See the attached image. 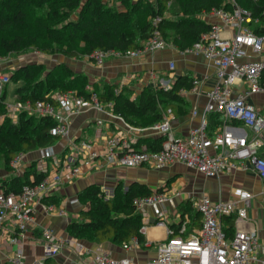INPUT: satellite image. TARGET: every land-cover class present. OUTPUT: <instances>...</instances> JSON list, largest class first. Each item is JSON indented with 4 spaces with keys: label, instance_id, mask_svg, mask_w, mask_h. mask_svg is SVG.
Returning a JSON list of instances; mask_svg holds the SVG:
<instances>
[{
    "label": "built area",
    "instance_id": "2783aa9c",
    "mask_svg": "<svg viewBox=\"0 0 264 264\" xmlns=\"http://www.w3.org/2000/svg\"><path fill=\"white\" fill-rule=\"evenodd\" d=\"M228 8L212 9L207 16L219 23L208 24L209 30L200 34L192 45L180 55L202 56L214 69L216 84L206 92L200 123L191 128L185 136L177 135L171 127L173 114L167 110L161 121L150 129L163 137L158 150L133 149L123 138L112 136L101 147L94 142L80 141L68 144V153L58 156L52 146L39 148L33 152H18L9 161L11 169L24 171L35 164L37 173L44 177L34 185H23L17 193L5 192L0 188V248L11 250L8 264H25L26 247L35 234H39L42 255L32 259L30 264H45V260L56 259L63 250H72L77 256L75 264H139L128 257H115L104 249L92 251L82 241L58 237L48 227H38L39 215L73 218L68 207L78 205V199L52 201L63 183H68L90 170L102 166L137 168L149 167L155 170L165 169L173 164H182L204 178H216L232 170H245L246 162L264 183V158L256 154V144L261 142L264 130V114L247 102L250 95L264 90V59L259 56L264 49V35L255 34L248 25L253 20L249 12L241 8L236 0H226ZM170 3H168L169 7ZM158 21V19H156ZM155 21V22H156ZM169 45L158 32L142 43L141 47L128 50L95 51L91 57L96 66L108 58H137L145 53L162 50ZM249 54L258 58L247 59ZM0 57V96L10 83V76L16 70L12 60ZM169 72L174 63H168ZM156 89L170 90L175 77L168 73L164 77L149 74ZM197 81L195 82L196 88ZM242 84L243 92H236L234 86ZM123 87L122 85L119 87ZM118 88V89H119ZM88 99L77 95L73 90L56 92L49 99L30 102H12L6 104V115L16 122L20 113L36 118L46 117L55 122L50 133L59 139L69 136V118L78 115L86 108L96 112L105 109L112 113V104H101L96 93L89 86ZM188 91L180 89L179 95ZM118 90L114 92L117 94ZM195 114V112H193ZM220 117L222 125L214 131H208V115ZM115 117H121L114 114ZM238 122L241 127L232 126ZM248 130L247 135L245 129ZM32 155H35L32 157ZM51 162V169L49 163ZM15 176H19L16 174ZM105 199L112 197L113 187H99ZM251 194L242 189L234 191L230 199L212 200L202 195L192 202V207L200 214V228L186 234L187 220H181L177 231L166 230V238L155 245L153 260L142 264H264V247L258 242L256 231L243 226L249 224L247 210L250 207ZM133 205L141 215L144 225L148 223L150 209L155 219L154 225L165 227L168 216L167 205L173 206V199L167 191H153L150 195L133 200ZM231 217L232 234L223 231V220ZM71 220V219H70ZM136 237L120 245L121 249L131 250L144 247Z\"/></svg>",
    "mask_w": 264,
    "mask_h": 264
},
{
    "label": "trees",
    "instance_id": "16d2710c",
    "mask_svg": "<svg viewBox=\"0 0 264 264\" xmlns=\"http://www.w3.org/2000/svg\"><path fill=\"white\" fill-rule=\"evenodd\" d=\"M117 1L128 7L112 11L102 0H0V57L31 50L59 53L71 58L80 54L91 56L95 51L124 52L141 47L155 32L168 45L182 51L190 47L200 34L209 30V25L198 20L197 15L208 13L214 8H228L226 0H155L154 3L149 0H136L133 3L132 0ZM236 2L249 12L253 20H257V23L251 22L248 27L255 34L264 35V0ZM168 3L171 7H168ZM75 10L78 12L76 18L71 19ZM62 19L65 22L61 24ZM32 68L25 66L11 74L10 82L15 74L21 73L22 77L15 81L23 83L13 92L14 102L33 103L49 99L51 93L69 90L88 99L89 93L85 89L87 78L72 72L65 64L48 72L40 82L28 85L35 75L30 70ZM61 72L69 78L63 77ZM79 80L80 86H75L74 82ZM195 82L194 76L187 73L175 78L170 90L147 87L134 98L128 87L118 89L108 83H103L98 91H93L101 104L111 103L113 113L136 128L161 121L167 110L173 112L175 106L184 103L179 90L190 91L195 87ZM116 90L118 93L114 94ZM5 106L4 93L0 96V160L3 165L8 166L18 152H33L58 141L59 138L50 133L55 125L52 119L36 118L22 112L13 122L6 115ZM207 125L208 131L212 132L222 122L220 117L212 114L207 117ZM162 140L163 137H160L142 143L146 150L153 151L161 147ZM43 177L42 173L36 172L35 164L32 163L23 176L1 180L0 188L5 192L17 193L23 185H34ZM151 193L145 185L137 182L127 188L119 183L114 187L113 196L105 199L98 185H88L76 194L78 202L86 207L81 208L76 218L67 223V233L80 241L97 244L110 242L116 246L136 237L143 245V221L133 200ZM57 199L53 197L52 201L56 202ZM178 211L182 219L188 216L190 227L191 224L200 227V214L192 208L190 201L181 203ZM232 230L231 217L225 218L223 231L230 236ZM45 264L55 262L48 258Z\"/></svg>",
    "mask_w": 264,
    "mask_h": 264
},
{
    "label": "crops",
    "instance_id": "0c3cea01",
    "mask_svg": "<svg viewBox=\"0 0 264 264\" xmlns=\"http://www.w3.org/2000/svg\"><path fill=\"white\" fill-rule=\"evenodd\" d=\"M169 7L171 6L169 5ZM197 19L207 25L219 23L218 20L207 16L206 13L197 15ZM257 58L256 55L249 54L247 59L255 60ZM259 58L264 59V49ZM67 60L62 63H67L65 65L72 69L74 73L83 74L87 78L86 86L94 87L95 84H98L101 87L103 83H108L119 88L122 85L132 91V98L138 95L143 88H153V82L149 78L150 73H153L156 78L164 77L168 73H172L175 78L187 73L191 74L197 81L196 88L182 96L184 103L175 106L172 112L171 127L177 135L182 136H185L191 128H195L200 123L203 106L206 103L205 94L216 84L214 69L209 61L202 56L180 55V51L172 45L162 50L142 54L133 59L108 58L100 66L91 65V62L83 59L77 60L75 57ZM171 61L174 63V70L169 72L168 63ZM11 62L13 64V61ZM243 89L242 84L234 86L236 92H243ZM133 92L135 96H133ZM247 102L264 114V90L250 95ZM231 125L241 127L236 121L232 122ZM245 131L249 135L248 130L245 129ZM112 136L125 139L133 149L145 147L142 143L145 140L160 138L159 134L150 129V126L135 128L126 124L122 119L115 117L114 113L108 109H105L104 112H96L88 107L78 115L69 118V136L67 139H58L54 144V149L58 156H61L62 151L66 152L71 141L78 144L80 141L85 140L94 142L97 147H101ZM256 154L264 158V130L261 135V142L256 144ZM175 169L179 170L180 176L168 187L165 186L168 177L176 172L173 171ZM83 171L80 177L62 184L59 191L56 192L57 200L75 199L79 191L91 184L114 188L121 183L124 188H127L133 182L146 185L151 191L165 190L173 199V206H166L168 216L165 227L150 224L149 221L154 217L151 210L146 209L149 219L148 223L144 225V230H142L145 237L144 247L124 251L120 246L110 242L97 244L82 241L84 246L92 251L104 249L111 252L115 257H128L139 264L151 261L155 257L156 243L166 238V230L170 228L177 230L179 228L178 206L181 203L190 201L192 204L202 195H207L212 200L230 199L234 197L236 189H242L251 194L250 207L247 210L249 224L243 227L253 228L256 231L258 242L264 247V183L248 162L245 164V170L232 169L216 178H204L182 164H173L162 170H155L146 166L137 168L102 166L90 170L84 169ZM85 207L80 203L68 207L69 216ZM70 219L72 218L70 217ZM70 219L39 215L36 222L38 227H48L58 237L69 238L66 226ZM181 220L188 221L186 224V232L190 230L188 234L196 232L200 228L193 224L190 227L188 216L184 219L181 218ZM29 241L30 243L26 247L25 264H30L34 257L41 256L43 253L39 234H35L33 239ZM10 256V248H0V264H8ZM77 261L78 256L70 249L63 250L54 259L55 264H75Z\"/></svg>",
    "mask_w": 264,
    "mask_h": 264
},
{
    "label": "rangeland",
    "instance_id": "374dc122",
    "mask_svg": "<svg viewBox=\"0 0 264 264\" xmlns=\"http://www.w3.org/2000/svg\"><path fill=\"white\" fill-rule=\"evenodd\" d=\"M105 5L108 7V9H111L112 11H119V10H123L125 8H127L128 6L127 5H123L122 3H120L119 1L117 0H102ZM136 0H132L131 2H135ZM151 3H154L155 0H149ZM78 10V9H77ZM77 10H75L70 18L71 19H75L76 18V14L78 13ZM65 20H61V24L64 23ZM67 44V43H65ZM72 47L70 46V49ZM5 56H1V58H4ZM71 59V57H68V56H65V55H62V54H59V53H50V54H47V53H44V52H40V51H25V52H18V53H15V54H11L10 57H8L9 60H12L13 61V64L11 65L12 68L14 69H20L22 67H25V66H29V67H33L31 70V72L34 75L33 77V80L31 82L28 83V85H34L38 82L41 81V79L50 71H53V70H56L58 68V65H62L64 63V61H68L67 59ZM78 59H83L84 61H87V62H91V65H95L94 63V60L92 59L91 56H86V55H83V54H80L79 56L75 57ZM61 59V60H59ZM67 64V63H65ZM72 72H74L72 69H70ZM60 72V71H59ZM77 73V72H76ZM61 74L63 75V77H65L66 79L69 78L68 75L64 74L61 72ZM22 77V74L21 73H17L15 74V76L12 79V81L7 85L6 87V97H5V102L6 104H11L13 102V92L15 91V89L23 83L19 82V81H15L17 80V78H21ZM81 84V80L79 81H75L74 82V85L76 86H80ZM99 85L98 84H95L94 87H91L92 89L98 91L99 90ZM54 93H51V95H53ZM133 96L134 95V92H133ZM33 116V115H32ZM55 144V143H54ZM68 152V149L66 150V152L64 153L62 151L61 155L64 156L66 155ZM35 155H32V157H34ZM49 168L51 169V162L49 161ZM173 171H176L175 173H172V175H170V177H168V179L166 180L165 182V186H169L172 182H175V180L180 176V172H178L179 170L178 169H175ZM172 172V171H170ZM16 174H18L19 176H23L24 175V170L22 168H19V169H11L9 164L8 166H5L3 165V162L0 160V181L3 180V179H9L13 176H15ZM146 186V185H145ZM100 187H103V186H100ZM147 187V186H146ZM148 188V187H147ZM149 190H151L149 188ZM159 189L155 190V191H158ZM153 192V191H152ZM114 194V193H113ZM113 196V195H112ZM76 198V197H75ZM74 217L76 216V213H74L73 215ZM73 217V218H74ZM72 218V219H73ZM76 218V217H75Z\"/></svg>",
    "mask_w": 264,
    "mask_h": 264
},
{
    "label": "water",
    "instance_id": "95a60500",
    "mask_svg": "<svg viewBox=\"0 0 264 264\" xmlns=\"http://www.w3.org/2000/svg\"><path fill=\"white\" fill-rule=\"evenodd\" d=\"M149 223H150V224H154V223H155V220H154V219H151V220L149 221Z\"/></svg>",
    "mask_w": 264,
    "mask_h": 264
},
{
    "label": "bare ground",
    "instance_id": "6f19581e",
    "mask_svg": "<svg viewBox=\"0 0 264 264\" xmlns=\"http://www.w3.org/2000/svg\"><path fill=\"white\" fill-rule=\"evenodd\" d=\"M180 78V77H179Z\"/></svg>",
    "mask_w": 264,
    "mask_h": 264
}]
</instances>
